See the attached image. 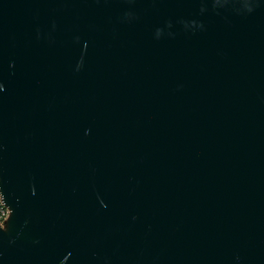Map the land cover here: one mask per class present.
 I'll use <instances>...</instances> for the list:
<instances>
[{
    "label": "water",
    "instance_id": "1",
    "mask_svg": "<svg viewBox=\"0 0 264 264\" xmlns=\"http://www.w3.org/2000/svg\"><path fill=\"white\" fill-rule=\"evenodd\" d=\"M0 264H264V0H0Z\"/></svg>",
    "mask_w": 264,
    "mask_h": 264
},
{
    "label": "trees",
    "instance_id": "2",
    "mask_svg": "<svg viewBox=\"0 0 264 264\" xmlns=\"http://www.w3.org/2000/svg\"><path fill=\"white\" fill-rule=\"evenodd\" d=\"M7 214V209L5 208L4 205L0 202V226L5 222V216Z\"/></svg>",
    "mask_w": 264,
    "mask_h": 264
},
{
    "label": "built area",
    "instance_id": "3",
    "mask_svg": "<svg viewBox=\"0 0 264 264\" xmlns=\"http://www.w3.org/2000/svg\"><path fill=\"white\" fill-rule=\"evenodd\" d=\"M0 202L2 203V205H4V203H3L2 199H1V196H0ZM4 206H5V205H4ZM5 208L7 209V214H6V216H5L4 219L7 220L10 211H9L8 207L5 206Z\"/></svg>",
    "mask_w": 264,
    "mask_h": 264
},
{
    "label": "rangeland",
    "instance_id": "4",
    "mask_svg": "<svg viewBox=\"0 0 264 264\" xmlns=\"http://www.w3.org/2000/svg\"><path fill=\"white\" fill-rule=\"evenodd\" d=\"M2 228H6V220L3 224H1Z\"/></svg>",
    "mask_w": 264,
    "mask_h": 264
}]
</instances>
